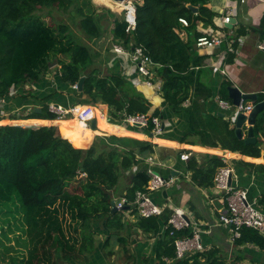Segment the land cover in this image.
Segmentation results:
<instances>
[{"label": "trees", "instance_id": "obj_1", "mask_svg": "<svg viewBox=\"0 0 264 264\" xmlns=\"http://www.w3.org/2000/svg\"><path fill=\"white\" fill-rule=\"evenodd\" d=\"M55 6L63 12L75 10L89 43L96 44L102 38L104 32L96 15L99 9L92 0H0V100L26 85L39 84L56 60L60 82L70 94L77 93L74 86L85 78L78 96L82 100L75 105H86L84 101L105 104L109 117L117 120H110L114 124H121L124 114H148L151 104L146 97L125 78L111 72L104 74L102 66L96 63L97 54L76 38L68 24L49 25L36 15L39 8ZM135 8L136 28L132 32L126 31L125 17L116 20L115 44L126 49L144 47L153 61L161 65L158 72L165 101L175 111H187L193 117L194 108L184 109L181 103L188 94L185 88L196 76L191 68L202 63L194 52L196 42L212 34L199 31L200 24L214 26L216 13L210 8V0H138ZM181 19L188 21V27L183 26ZM182 31L188 34L187 41L181 39ZM230 86L229 82L223 83L222 98L228 96ZM259 98L264 100V94ZM50 103L53 102H45L40 113L31 110L25 116L10 115L8 119L56 120L58 116L49 111ZM5 119L0 117V121ZM153 128L150 122L145 131L151 133ZM263 131L264 116L254 127L256 135ZM62 133L65 138L56 126H0V264H66L65 260L69 264H88L96 249L94 225L102 223L109 231L104 247L113 243L127 245L122 236L126 227L124 211H112L113 191L126 173L129 181L130 175H134L125 192L129 203L134 201L137 191L145 189L149 181L147 167H141L137 173L133 169L145 164L155 152V145H125L124 139L119 138L115 146H107L97 138L89 148L79 149L70 143L72 138ZM222 143L225 149L248 156H260L264 144L242 141L234 130L227 132ZM222 166L223 161L216 158H211L207 167H200L196 156L188 161L193 180L203 188L213 187ZM261 204L264 209V198ZM132 212L136 214L135 210ZM173 214L166 208L161 216L139 217L136 226L148 239L157 238ZM192 235L191 227L174 235L169 227L156 243V264H166V258L172 260L171 264H226L217 251L176 260L174 241ZM246 243L264 251V238L253 230L244 229L236 244ZM143 262L149 264L150 259Z\"/></svg>", "mask_w": 264, "mask_h": 264}, {"label": "crops", "instance_id": "obj_2", "mask_svg": "<svg viewBox=\"0 0 264 264\" xmlns=\"http://www.w3.org/2000/svg\"><path fill=\"white\" fill-rule=\"evenodd\" d=\"M229 1L210 0V8L216 13L214 26L199 25V31L202 33L207 31H212V34L218 31L232 33V39H236V42L233 45L234 51L229 53L225 52L226 45L214 51L195 47V55L201 58L202 63L200 66L191 68L195 71L196 76L185 88L188 94L181 103L184 109L194 108L193 117L187 111H175L165 101L162 91L158 92L140 82L128 57L119 56L113 52L115 38L112 34L110 38L112 43L107 59L109 72L125 78L146 97L151 104L148 115L154 116L158 113L162 123L163 132L161 135L148 133L144 128L124 125L123 122L114 124L110 122L113 119L109 117L107 105L102 103L93 105L90 101L84 102L87 103L86 105L94 106L95 116L88 129L80 128L77 121L71 116L56 120L11 121L6 118L0 121V126L8 124L27 127L56 126L61 135L64 131L66 137L78 141L80 145H75L73 141H70L71 139L66 138L79 149L89 148L99 137H115L133 143H152L155 145V152L148 158L154 157L158 161V164L153 165L154 170L163 177L175 179L174 184L168 190L154 193L153 198L157 204L166 206L172 211L182 209L188 222L199 226L202 232L203 246V251L199 253L217 251L226 264H264V251L259 246L253 243L241 245L236 244L237 242L230 243L228 229L219 224V217L224 210L222 200L212 192V187H199L193 180L192 171L188 170V161L193 156L197 157L200 167H207L211 158L222 160L224 165H229L234 169L233 186L246 190L249 203L264 211L261 204L264 198V144L260 147V156H248L239 151L232 152L225 149L222 141L227 132L234 130L236 134L237 116L232 110L224 109L219 104L221 99L233 103L229 90L228 98L224 99L221 96L224 82H229L230 88L237 87L244 94H257L258 100L264 101L259 98L260 94H264V52L257 47L261 39L264 38V2H248L237 5L231 24L223 26L222 17L227 9L232 7ZM180 37L183 41L188 40V34L185 31L181 32ZM99 51L101 49H98L100 55ZM60 76V70L54 72L50 70L39 84L26 85L23 89L13 91L11 96L0 100V114L23 115L24 112L41 109L47 101L66 107L80 102L79 100L82 99L76 98L80 93L77 91L76 94H70L65 89L66 85L60 82ZM158 81L162 82L159 73ZM26 91H31L32 95L28 94L27 96ZM70 95L76 96L74 98ZM44 98L49 99L44 101ZM59 126L62 127V131ZM248 134L249 127L246 124L242 128V139L240 140L246 142ZM255 138L257 143H264L263 134H255ZM185 154L190 156L188 160L182 159V155ZM148 166L145 162L142 166L135 167L133 171L137 173L141 167L148 168ZM128 176L126 173L121 179L124 187H128L127 185L131 183L134 175H130V181ZM125 192L126 190L118 196L113 191L116 204L125 197ZM130 208L123 210V221L126 223L125 232L131 236L130 241L126 238L127 246L130 244L131 247L141 249L139 256L133 254L134 258L138 259L136 264H144V259H150V264H156V243L167 229L162 226L157 238L148 239L136 226L139 217L137 213L132 212L134 209L131 211ZM102 224L105 226L104 223ZM122 236L124 235L122 234ZM137 237L140 241L137 240ZM95 240L96 249L89 256L88 264L101 262L108 264L103 257L98 255L100 243L97 238ZM146 253L149 254L145 256Z\"/></svg>", "mask_w": 264, "mask_h": 264}, {"label": "built area", "instance_id": "obj_3", "mask_svg": "<svg viewBox=\"0 0 264 264\" xmlns=\"http://www.w3.org/2000/svg\"><path fill=\"white\" fill-rule=\"evenodd\" d=\"M229 2L232 7H229L222 17L223 26L231 24L237 5H243L248 2L263 3L264 0H230ZM125 13V21L128 24L126 31L130 33L136 28L135 5H131L130 3L125 9ZM180 22L185 27L189 25L185 19H181ZM235 42L236 39H232V33L218 31L210 36L200 37L195 47L197 49L214 51L226 45L225 52L229 53L234 51L233 45ZM257 47L260 51L264 52V38L261 39ZM112 50L116 55L128 57L143 85L153 88L158 92L162 91L163 82L158 81V70L161 68V65L153 61L144 47L133 46L131 49H126L122 44L117 43L113 45ZM74 89L77 90L76 85ZM219 104L224 109L232 110L236 116L239 114L249 115L254 108V104L244 100L238 106L222 99L219 101ZM94 109V106L90 105H72L66 107L58 103L49 104V111L57 115L58 119L71 116L82 129H88L90 127V123L94 120L95 116ZM122 122L127 126L144 129H148L151 122L154 125L152 130L153 134L161 135L163 132L162 123L157 116H149L148 114H124ZM189 158V155H182L183 160H188ZM145 162L149 165L147 168L149 181L145 189L136 192L135 199L132 203H129L127 198L124 197L116 206L119 210L128 205L130 207L132 206L138 217L147 219L161 216L164 213L166 206L157 204L153 195L156 192L168 190L174 184L175 179L172 177H163L154 170L153 165L158 164V161L154 157L147 158ZM233 176L234 169L229 165H224L218 169L214 178V185L211 190L224 204V210L219 217V224L228 229L231 244H235L242 237L244 229L253 230L264 238V211L249 203L248 192L246 190L233 186ZM169 227L171 228V235H174V232L184 230L188 227H191L193 231L192 237L176 239L174 241L176 260H183L192 254L203 251L201 229L198 225L188 222L186 214L182 209H176L174 211L166 229H169ZM164 261L166 264H171L172 262V260L167 258Z\"/></svg>", "mask_w": 264, "mask_h": 264}, {"label": "rangeland", "instance_id": "obj_4", "mask_svg": "<svg viewBox=\"0 0 264 264\" xmlns=\"http://www.w3.org/2000/svg\"><path fill=\"white\" fill-rule=\"evenodd\" d=\"M97 1V3H96ZM138 0H130L127 2H124V4L126 6H128L130 3L131 5H135V3ZM93 4L96 6L97 9H99L97 11V22L98 25L100 26V28H102V31H104V36L102 38H100V40L94 44V43H89L87 40L86 35L83 33L81 26H80V18L77 15V13L75 12L74 9H71L70 11L67 12H63L61 9H59L57 6H55L54 8H50V9H45V8H39L36 11V15L40 16L43 21H45L47 24L49 25H55L57 23H65L68 24L71 28V31L74 33V35L76 36V38L81 41L82 43H85L87 45H90V47L93 49L94 53L98 54V49L101 51H99L100 55L98 54V56L96 57V63H98L99 65L102 66V72L105 74H107L110 70L109 67L107 65L108 63V55L110 53V45L112 43V40H110L111 36H112V29H114L115 27V22L116 20L120 19V18H124L126 13H125V7H120L118 5H113V4H108V5H104L98 2V0H92ZM105 34H107L105 36ZM113 37L115 38L114 34ZM109 39V40H108ZM101 47V48H100ZM57 66H55L54 68L50 69L51 71H56L59 70V68H57ZM28 91H26V95L28 96L29 93H27ZM53 94V93H52ZM31 95V94H30ZM71 97H74L76 95H70ZM76 98L78 99V96H76ZM84 98V97H83ZM88 100V98H86ZM27 113L30 112H24L22 116H25ZM0 117H5V118H9L10 115H1ZM100 139V143L107 145V146H115L116 140L117 138L115 137H99ZM73 140V138H72ZM122 140V139H121ZM75 145H80V143L76 140H73ZM122 143H124L125 145H134L131 142L127 141V140H122ZM73 186H77L76 182L73 183ZM127 189V187H124L122 185V181H120L117 185V188L115 189V194L120 196V194H122L125 190ZM123 210V209H122ZM67 221L70 220L69 216L66 217ZM95 228V238H97L98 243H100V247H99V251H98V255L103 257L105 262H107L108 264H136L135 260H134V256L133 254H140V250L139 247L134 248L133 246L131 247L130 244L126 247H124V245L122 244H116L114 245L111 244L108 247H104L102 246L103 242L105 241L109 231L107 229H105L103 224H97L94 226ZM132 232V231H131ZM73 234V233H72ZM122 234L124 235L125 238H127L129 241L131 240V236L127 235V232H125V230L122 232ZM75 237H77L75 234H73ZM139 237H137V240L140 241L138 239ZM114 242V240H113ZM139 243V242H138ZM98 247V245H97ZM140 251V252H139ZM112 253H114L112 255ZM149 253H146L145 256H147ZM137 259V258H136ZM138 260V259H137ZM66 264H69L67 262V260H65ZM74 264H77L74 262ZM98 264H102L98 263ZM150 264V263H149Z\"/></svg>", "mask_w": 264, "mask_h": 264}, {"label": "water", "instance_id": "obj_5", "mask_svg": "<svg viewBox=\"0 0 264 264\" xmlns=\"http://www.w3.org/2000/svg\"><path fill=\"white\" fill-rule=\"evenodd\" d=\"M115 2H127L130 0H114ZM195 12H197L196 8H192ZM58 65V62L55 60L53 63L49 65V68L52 69ZM85 78H82L77 83V91L82 92L84 88ZM230 92V99L232 100L235 106H238L242 100L249 101L254 104L253 111L249 115L239 114L236 118V134L239 139H242V128L244 125H248L249 127V134L246 139L247 143H256L257 139L255 138L254 127L257 124L260 117L264 116V101L260 102L258 100L257 94H244L238 89L237 87H231L229 89ZM35 113H40L41 109L37 108L34 110ZM93 122V121H92ZM92 125V123H91ZM264 136V131H263ZM133 178V177H132ZM166 194V192H164ZM119 209L116 206L115 201H112V211H118ZM122 210V209H121ZM123 210H129V207L123 208ZM188 220V219H187Z\"/></svg>", "mask_w": 264, "mask_h": 264}, {"label": "bare ground", "instance_id": "obj_6", "mask_svg": "<svg viewBox=\"0 0 264 264\" xmlns=\"http://www.w3.org/2000/svg\"><path fill=\"white\" fill-rule=\"evenodd\" d=\"M99 3L104 4V5H108V4H113V5H118L120 7L126 6L123 2H115L114 0H98ZM97 3V1H96ZM128 7V6H126ZM125 7V9H126Z\"/></svg>", "mask_w": 264, "mask_h": 264}]
</instances>
